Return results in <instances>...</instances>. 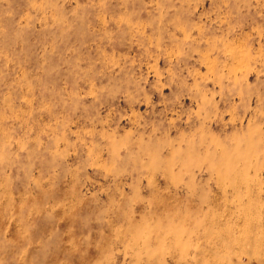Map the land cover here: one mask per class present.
Returning a JSON list of instances; mask_svg holds the SVG:
<instances>
[{
	"label": "rangeland",
	"instance_id": "rangeland-1",
	"mask_svg": "<svg viewBox=\"0 0 264 264\" xmlns=\"http://www.w3.org/2000/svg\"><path fill=\"white\" fill-rule=\"evenodd\" d=\"M0 264H264V0H0Z\"/></svg>",
	"mask_w": 264,
	"mask_h": 264
}]
</instances>
